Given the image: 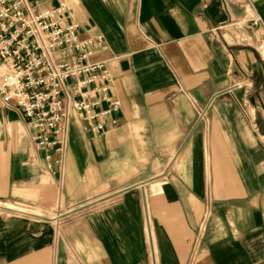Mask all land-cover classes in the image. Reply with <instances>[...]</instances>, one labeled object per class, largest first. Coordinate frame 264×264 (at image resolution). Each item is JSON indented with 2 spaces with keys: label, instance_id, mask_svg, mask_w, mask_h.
Returning a JSON list of instances; mask_svg holds the SVG:
<instances>
[{
  "label": "crops",
  "instance_id": "1",
  "mask_svg": "<svg viewBox=\"0 0 264 264\" xmlns=\"http://www.w3.org/2000/svg\"><path fill=\"white\" fill-rule=\"evenodd\" d=\"M28 1L105 37L122 105L53 174L0 102V264H264V0Z\"/></svg>",
  "mask_w": 264,
  "mask_h": 264
},
{
  "label": "built area",
  "instance_id": "2",
  "mask_svg": "<svg viewBox=\"0 0 264 264\" xmlns=\"http://www.w3.org/2000/svg\"><path fill=\"white\" fill-rule=\"evenodd\" d=\"M68 13L65 2L39 8L0 0V102L22 111L53 174L63 172L71 112L101 132L117 123L112 115L122 105L111 95L110 67L92 60L105 37H83L78 23L66 21Z\"/></svg>",
  "mask_w": 264,
  "mask_h": 264
},
{
  "label": "rangeland",
  "instance_id": "3",
  "mask_svg": "<svg viewBox=\"0 0 264 264\" xmlns=\"http://www.w3.org/2000/svg\"><path fill=\"white\" fill-rule=\"evenodd\" d=\"M260 65L262 67L261 73H260L259 78H258V81H260V82H256L257 87H256V91L254 92V94L256 96L263 97V100H264V61H262L260 63ZM261 106L264 107V104L261 103ZM260 121L262 122L260 124L264 126V120L263 119L262 120L260 119Z\"/></svg>",
  "mask_w": 264,
  "mask_h": 264
}]
</instances>
